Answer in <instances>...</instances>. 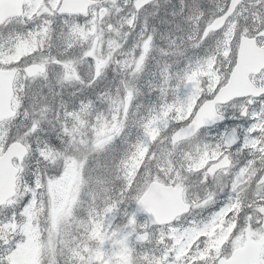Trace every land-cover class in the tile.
<instances>
[{
    "label": "snow or ice",
    "instance_id": "6c2138e0",
    "mask_svg": "<svg viewBox=\"0 0 264 264\" xmlns=\"http://www.w3.org/2000/svg\"><path fill=\"white\" fill-rule=\"evenodd\" d=\"M150 2L144 0L141 7L140 0H131V4L127 0L120 4L113 0L107 15L111 16L113 9L121 14L127 11L123 22L134 26L138 14ZM100 7L102 5H81L73 11L70 0H20L18 14L0 21V27L19 24L27 29L10 33L11 46L7 50L0 49V91L4 93H14L17 98L21 77L27 83L47 82L50 75L55 77L57 86H78L82 92L105 80L113 61L117 68L124 65L131 77L119 84L117 98L110 101L107 116L95 111V102L91 99L80 101L74 108L62 102L57 115L62 128L54 148L40 139L39 122H33L31 138L37 145L43 144L44 152L60 150L63 164L60 169L41 171L37 162L36 170L26 181L28 191L17 202L15 212L0 219V264H18L22 251L32 246L28 225L35 223L34 207L42 209L47 221L40 239L43 245L48 233L57 226L55 219L49 218V185L69 176L73 161L84 164L89 156L98 153L106 154L110 161L105 166V181L109 178L118 181V187L105 202L102 222L115 230L116 239L126 238L133 261L141 258L144 264H264V88L258 96L236 98L242 103L234 115H222L216 107L220 93L230 84L238 68L241 42L254 43L264 51V0H223L210 14L193 0L190 12L197 22V46L216 36L215 47L206 57L189 62L175 78L162 74L159 84H150L159 102L150 104L146 114H142V106L136 104L140 93L132 86V81L142 70L144 53L149 52L154 36L147 35L142 40L138 57L135 48L126 54L132 57L130 67L127 58L112 57V61L103 62L106 66L98 72L101 65L94 58L93 40L109 26L107 20L100 21L95 15ZM240 19L246 21L244 26L240 25ZM57 21L61 23L57 25ZM92 32L95 36H88L86 41L81 39L82 35ZM213 61H222L219 66L225 68L226 65V70L219 73L222 78L215 91H201V82L199 88L196 86V75L206 73ZM69 67L76 69L75 78L66 75ZM260 82H264V73ZM50 93L55 96L51 87ZM97 98L104 99L99 94ZM184 112L189 114L181 118ZM209 112L214 114L207 115ZM177 113L181 114L180 118L173 119ZM238 117L250 121V126L225 129L199 142L195 156L184 151V146L205 129ZM130 128L136 129L135 139L131 138ZM117 140L121 143L119 149L115 147ZM15 143L10 135L5 150L8 144ZM186 175L195 176L201 186V191L191 197L185 186ZM162 177L168 178L164 183L170 184L176 202V207L167 215L154 208L146 195L148 188ZM221 195L225 196L223 202H219ZM204 209H209L211 215L193 219L186 225L180 223L183 218L199 215ZM142 214L146 217L143 222L139 220ZM117 218L121 220L119 225L114 222ZM18 221L22 234L10 245L5 244V226L10 232ZM93 223L97 226L101 223L100 210L90 206L80 224L88 233ZM62 227L64 235H69L67 226ZM133 239L137 240L139 251L132 247ZM254 241L260 246L258 255L243 258L244 250L253 246ZM153 244L155 249L150 247ZM96 247L76 246L69 250L70 258L65 257L62 249H56L49 256V262L95 264L91 257ZM118 250L113 248L108 255ZM157 250L158 257L155 256ZM40 264H45L42 256Z\"/></svg>",
    "mask_w": 264,
    "mask_h": 264
},
{
    "label": "trees",
    "instance_id": "16d2710c",
    "mask_svg": "<svg viewBox=\"0 0 264 264\" xmlns=\"http://www.w3.org/2000/svg\"><path fill=\"white\" fill-rule=\"evenodd\" d=\"M197 3L207 13L210 14L216 6L223 4V0H197ZM192 4L193 0H160L148 8L151 10L149 15L155 13V16L152 14V18L150 19V26H148L147 23V26H139V28H136L135 30L136 34H138V39L140 42L141 40L147 38V35L154 36L151 50L147 54L142 65V70L138 76L139 79L132 85L139 90L140 94L136 98V104L142 106V114H146L145 110L150 104H157L159 102L158 96L154 89H150V84L153 86L159 84L162 74L168 76L169 78H175L181 70L185 69L189 62H196L198 59H202L210 53V49L214 43H208V39L205 40L200 47L197 46L195 49L185 44V41L189 38L188 34L194 30L197 32V22L192 19L190 12ZM145 28L146 32H143ZM9 34L10 33L4 32L3 29H0V49L7 50L10 47ZM195 38L197 40V37ZM115 46L119 47V42L116 41ZM117 51V59L123 60L127 58L130 64L133 63L132 57L126 56V54L130 52L129 49H126L122 46L118 48ZM135 52L137 57L141 54L140 50L138 49H136ZM225 67L227 66L225 65ZM123 68L126 67L123 65ZM123 68H118L114 76H107L105 80L99 82L94 88H88L82 92L79 90L78 86H57L55 78H51L47 82L37 81L36 83H27L24 86V90L29 92L33 101L35 115L39 120L51 119L52 117L57 119L58 112L62 107V102L67 103L70 108H74L78 106L80 101L85 100L86 98L95 102L94 108L96 112L107 116L110 107V101L117 98L119 81L122 79L125 81L131 79L130 76L125 77L120 75V73L123 71ZM213 68H215V72H217L218 75L220 72L225 70V68H220L217 61H214ZM204 77H206L204 73L200 74L199 81L201 82ZM221 78L222 77L219 75V82L216 88L219 86ZM50 87L53 88L55 96L50 93ZM215 89L212 91H215ZM73 93H75V95H73ZM97 94H99L104 99H98ZM16 108H18L17 102ZM130 131L132 132L131 138L135 139L136 129L130 128ZM39 136L40 139L48 141L52 146H56L58 144L54 134L50 135L47 132H41ZM36 146L37 144L34 140L32 147ZM40 146L42 149L40 154L43 156L44 146L43 144H40ZM115 147L117 149L121 147L120 140L115 142ZM4 152L5 146L3 145L2 139H0V155H2ZM96 155L98 156L96 166L99 174L94 177L91 187H88L87 189L84 180V164L82 167V199L75 206L70 215V217L75 216L77 222L73 223L72 219L69 220L71 225V228L67 229L69 235H64L63 231L61 230L58 232L57 228L54 234V239L56 249L63 248V245L61 244L62 239L66 240V242H70L73 240V237H75V243L70 244V247L72 248H75L77 244L82 248H91L92 245H96L97 247L93 249L94 255L91 258L96 262V264H100L103 260L111 261L110 259H106L104 257L113 248L118 246L121 239H116L115 237L117 233L115 230H111L110 227H105L102 222L104 218L103 209L105 202L111 195H113V189L118 187V181H115L114 178H109L107 182L105 181V166L106 164L110 163V161L106 154L98 153ZM65 164H67V161ZM36 167L37 162L35 159H33L31 161L30 175L36 170ZM167 179V177H162L159 179V181L164 182V180ZM90 206L100 210L101 223L99 226L93 223L92 230L88 233H85L84 227L81 226L80 221L83 220L85 212L90 208ZM213 207L215 208L216 206ZM33 214L37 217L39 216V212L37 209H35V207L33 209ZM9 215H11V213H9ZM209 215H211V211L209 209H204L200 211L199 215H194L192 218L200 220L201 218L207 217ZM58 217L62 218V214L59 213ZM49 218H52L51 205ZM0 219H3V217H0ZM139 220L141 222L144 221L143 218H140ZM114 222L119 225L121 220L117 218ZM44 224V220L42 219H36L35 223H33V226H35V228L41 232V235ZM85 237H87L88 243H81ZM102 247L107 248L106 254H101L99 252ZM150 247L153 249L156 248L155 244L150 245ZM136 249L139 251L138 247ZM155 256H159V250L155 251ZM129 262V264H133L132 253L130 255ZM61 264H63V261Z\"/></svg>",
    "mask_w": 264,
    "mask_h": 264
},
{
    "label": "clouds",
    "instance_id": "9594fccd",
    "mask_svg": "<svg viewBox=\"0 0 264 264\" xmlns=\"http://www.w3.org/2000/svg\"><path fill=\"white\" fill-rule=\"evenodd\" d=\"M129 4H131V0H129ZM202 27V25H201ZM189 38L185 41V44L190 46L191 48L195 49L197 47V40H196V30L188 34ZM11 46V45H10ZM213 51V50H212ZM211 51V52H212ZM210 52V53H211ZM209 53V54H210ZM224 59H227L225 57ZM218 64H222V61H217ZM131 66L129 62V67ZM123 68V65H121ZM225 67V66H224ZM226 70V67H225ZM120 75L129 77L130 73L127 68H123L122 73ZM139 78H135L132 83H135ZM129 81V80H128ZM121 82H125V80H120ZM20 86V96L16 98L17 104L19 107L16 109L15 114L13 117L7 120L0 121V139L3 141V145L7 144L9 136L11 135L12 139L16 141V143H22L28 148V152L26 155L27 162L15 163L16 167V176H15V191L13 196L9 199H0V217L6 219L9 216V213H14L16 207L18 206L17 202L27 193L28 185L26 183L28 176L31 172V161L33 159L36 162H39V168L41 171H52L56 169H60L62 167L63 161L60 155V150L48 151L44 152L43 159H41V146L37 145L35 149L32 147V143L34 139L31 138L30 130L34 121L39 122L40 126V133L47 132L48 134H54L56 138H60V131L62 128V123L58 121L55 117L46 120H39L35 115L33 109V101L29 94V92L24 90V86L27 82L21 77L18 80ZM201 91H207L211 89V81L208 79H203L201 81ZM119 86V85H118ZM258 87H264V82H260ZM242 101L239 99H233L228 102H218L216 105L217 110L222 115H227L231 112L233 115L237 111V109L241 106ZM250 103V101H249ZM27 113V115H26ZM180 118V114L177 113L173 119ZM28 129V131H25ZM210 137V129H205L197 139H193L191 142L184 146V151L190 152L193 156L196 155V149L199 142L207 139ZM13 144H8V148H11ZM54 148V146H52ZM98 156H89V158L84 161V180L86 183V189L91 187L93 179L96 175L99 174L97 170L96 161ZM193 175H186L185 176V186L189 190V196L191 197L195 193L201 191V186L198 184L196 177L195 180L193 179ZM226 179V178H225ZM43 188V185H41ZM39 216H35L33 214V219H42L44 223L47 221L44 219L42 209L38 210ZM72 222L76 223V217H71ZM20 221L14 223L11 226V231H8V226H5V232L7 233L6 237L4 238V243L10 245L14 240L17 239L18 236L22 234V229L18 230V224ZM62 225H66L67 229L71 228V225L68 223V218L62 221ZM57 230V226L53 227L52 231L48 233L45 242H43V249H42V259L45 264H50L49 256L55 249L53 248V244L55 243L54 240V232ZM63 231V227L60 229ZM75 243V237L70 242H65L63 239L61 240V244H63V252L65 257L70 258V244ZM81 243H88L87 237H85ZM76 246H79L78 244ZM133 264H144L141 258H137L133 261Z\"/></svg>",
    "mask_w": 264,
    "mask_h": 264
},
{
    "label": "water",
    "instance_id": "95a60500",
    "mask_svg": "<svg viewBox=\"0 0 264 264\" xmlns=\"http://www.w3.org/2000/svg\"><path fill=\"white\" fill-rule=\"evenodd\" d=\"M155 1L157 0H151L149 4ZM70 2L73 5V11H77L81 5L94 4L90 0H70ZM19 3L20 0H0V21L17 15L19 12ZM143 4L144 0H140L141 7H143ZM261 70H264V51H261L254 43L241 42L238 54V68L230 78V84L220 93L218 102H228L238 97L260 95L261 91L253 85L250 77L253 74H259ZM14 97V93L7 94L0 91V121L10 119L14 116ZM212 114L214 113H207V115ZM225 121L226 119L223 122ZM27 152L28 149L23 144L15 143L0 157V199H9L13 196L16 176L14 160L18 159L19 163L23 162ZM172 191L171 187L156 182L155 185L150 186L147 190L148 202L163 215H167L169 211L176 207V202L171 195ZM140 216L145 215L142 214ZM259 247L254 241L253 246L244 250L243 258L247 259L258 255Z\"/></svg>",
    "mask_w": 264,
    "mask_h": 264
},
{
    "label": "rangeland",
    "instance_id": "374dc122",
    "mask_svg": "<svg viewBox=\"0 0 264 264\" xmlns=\"http://www.w3.org/2000/svg\"><path fill=\"white\" fill-rule=\"evenodd\" d=\"M115 2L117 4L123 3L125 2V0H115ZM127 2L129 3V0H127ZM107 6L112 5L113 4V0H107L106 1ZM127 14V11H125V13L121 14L116 12L115 15L109 16V18L107 19L109 24L112 21L115 20H120L122 16H125ZM99 16L98 14H95ZM148 16V13H144L143 15H141L140 17H138L137 21L141 22L142 20L146 19ZM15 25V24H13ZM13 25H9L7 27V29L5 30L7 32H12L14 30H16L17 28ZM110 32V33H109ZM130 33V32H129ZM128 33V34H129ZM128 34H126L123 31H118L116 30V28H111L107 29V31H101L100 36L96 39L93 40V51H94V58L98 61V63L101 65L100 67H98V72L103 70V67L106 66L103 64L104 61H112V57H116L118 58L116 52H117V48L116 46L113 45H108L107 44V40L109 38V41H117V42H121L124 44V40L126 39V37L128 36ZM88 36H95V32L92 33H88L86 35H82L81 39L82 40H87ZM146 39V38H145ZM213 41H211L210 43H214L210 49V52L214 49L215 44H216V40L217 37H212L211 38ZM229 43H231V41H229ZM140 44H142V40L140 42ZM152 44V42H151ZM131 45L128 43V47L126 49L129 50H133L134 47H130ZM151 48V45H150ZM140 53L142 51L141 47H139ZM145 55V54H144ZM146 57V56H145ZM120 60V59H118ZM136 63H139V61L137 60ZM213 67H214V61H213V65L211 67L208 68L207 72L204 73L207 77L208 80L211 81V90H214L219 82V75L217 74V72L213 71ZM118 70V68L115 66V62L113 61V66L111 68L108 69L107 72V76H114L116 71ZM66 75L75 78L76 77V69L73 67H69L65 70ZM201 73H197L196 75V81H197V88L200 87V81H199V77H200ZM114 79V78H112ZM134 87V86H133ZM135 88V87H134ZM183 94V93H181ZM196 99H198V97H196ZM195 103V99L193 100V105ZM180 114V113H179ZM188 112H184L181 115V118H186V116L188 115ZM228 114H232L231 112H229ZM250 121H247L246 124L242 123V125L244 126V128H246L247 126H250ZM230 124L229 125H224L220 128H218L217 130H212L210 131V137H215L219 132H223L225 129H230ZM73 167L71 169L70 175L65 177L64 179H62L60 182L58 183H52L49 185V201L51 203L52 206V213H53V218L56 221V225L58 229L62 228V221H64L66 218L70 217V213L72 212V208L74 210L75 206L80 202V200L82 199V186H83V180H82V167L83 164H77V162L73 161L72 162ZM194 179V177H193ZM61 213L62 214V218L58 217V214ZM68 223L70 224V221L68 219ZM35 226H33L32 224L28 225V231L29 233L32 235L33 240H36L38 238H40V234L38 231H34ZM55 234V232H54ZM211 238V236H210ZM226 239V236L225 238ZM224 239L221 240L220 242V246L223 245ZM126 238H121V243L118 244V246L116 248H118L119 250L116 251L115 253H113L111 256H109L108 254L104 257L106 259H110L111 261H109L110 263L114 260L115 264H129V259L130 257L128 256V253L130 252L129 249V245L127 243V241H125ZM134 240V239H133ZM132 240V241H133ZM121 244V247H120ZM33 250H32V248ZM29 248H26L22 251L21 255L18 258V264H40V260H41V252L38 250L37 245L34 243H32V246ZM120 247V248H119ZM132 247H135V245L133 246L132 243ZM107 248L102 247L99 252L101 254H106ZM114 255V256H113ZM32 256H36V261H34L32 259ZM109 257V258H108ZM107 260H103L100 264H103L104 262H106ZM96 264V262H95Z\"/></svg>",
    "mask_w": 264,
    "mask_h": 264
},
{
    "label": "flooded vegetation",
    "instance_id": "af4514ba",
    "mask_svg": "<svg viewBox=\"0 0 264 264\" xmlns=\"http://www.w3.org/2000/svg\"><path fill=\"white\" fill-rule=\"evenodd\" d=\"M261 73H264V71L262 72V70H261V72L259 73V75L252 76V80H253L254 84L257 87H258V84L260 83ZM258 88L262 90V88H264V87H258ZM231 115H233V114H227V116H231ZM228 121L230 122V124L232 126L240 127L242 129L244 128V126L242 125V123H245L246 122L245 120H243L242 118H239V117L237 119H235V120L229 119Z\"/></svg>",
    "mask_w": 264,
    "mask_h": 264
}]
</instances>
